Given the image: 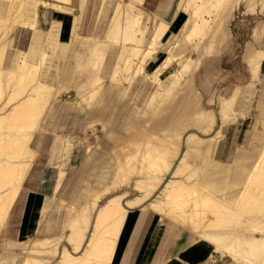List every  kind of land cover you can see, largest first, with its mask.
<instances>
[{
	"label": "bare ground",
	"instance_id": "bare-ground-1",
	"mask_svg": "<svg viewBox=\"0 0 264 264\" xmlns=\"http://www.w3.org/2000/svg\"><path fill=\"white\" fill-rule=\"evenodd\" d=\"M149 2L0 0V264H126L151 212L209 245L205 264H264V19L251 80L195 83L264 0Z\"/></svg>",
	"mask_w": 264,
	"mask_h": 264
},
{
	"label": "crops",
	"instance_id": "crops-1",
	"mask_svg": "<svg viewBox=\"0 0 264 264\" xmlns=\"http://www.w3.org/2000/svg\"><path fill=\"white\" fill-rule=\"evenodd\" d=\"M253 17L242 14L235 16L231 24L232 36L229 42L222 48L221 55L214 60V65L217 69L221 71L229 69L233 71L234 76L242 75L241 69L235 68L233 64L235 60L240 58L244 44L249 40L250 28H247L246 24L249 20L253 23ZM261 72L264 73V63ZM67 116L66 114V118ZM70 116L74 119V112H70L68 118ZM67 120H70V118L66 119V122ZM252 144L251 142L246 146L238 148L235 151L231 164H239L240 157L244 156L245 153L247 156H250L253 152L254 144ZM247 162L249 161L247 160ZM133 212H138V209L136 208L134 211H131L129 216ZM191 239V233L188 230L173 222L163 221L160 215L154 212L147 213L133 251H126V264H163L164 262V264H205V261L212 252L211 247L202 243L191 246ZM216 257L219 262L220 257Z\"/></svg>",
	"mask_w": 264,
	"mask_h": 264
},
{
	"label": "rangeland",
	"instance_id": "rangeland-1",
	"mask_svg": "<svg viewBox=\"0 0 264 264\" xmlns=\"http://www.w3.org/2000/svg\"><path fill=\"white\" fill-rule=\"evenodd\" d=\"M158 1L159 0H150V2L148 3L147 9L148 10H152L154 8L155 4ZM240 12H241V9L236 12L237 14H235V16H240L241 15ZM253 19L254 20H256V19H264V17L254 16ZM246 25H247V28L251 27L252 26L251 20L247 21V24ZM259 45H260V42H259ZM240 56H241V54H240ZM175 65L176 64L173 63L172 66L169 68V70H173L175 68ZM233 66L235 68H240L242 75L234 76L233 73H232L233 71H230L229 69L226 70V71H221L220 69H217L215 67L214 61L208 62L203 68H201V70L195 75V83H196L197 86H200L201 87V89H202L203 92H205L204 98H206V96L209 95L214 90V88L215 89L216 88H221L223 90L222 93H225L226 91L230 90L234 84H245L249 80H251L249 78L248 70L245 67V65H243L240 62V58H238L237 60L234 61ZM147 70L150 72L152 70V68L149 66ZM260 76L262 77V78H260L261 79V82L264 83V73L261 72V75ZM261 82L260 81H255V84H254V87H253V89L255 90L254 91L255 97L253 95L254 98H252L251 106L253 107V110L255 112H256V105H257V103L254 102V99L261 92L262 88H264V86H262V84L260 85ZM72 95H73V93H72ZM61 116H62V114H61ZM61 116L59 118H61ZM253 122H254V116H253V114H250V115L248 114L246 116V119L245 120H240L239 119L238 120V123H236L235 126L231 127L228 136L229 137H232L233 135H236L237 136V141L240 144H242L244 142V140H245V136H246L245 135V132H247V130H249L252 127ZM253 144H255V143L253 142ZM80 150H83V149H80ZM19 206H20V203L19 204L17 203V208ZM36 217H37V213L35 212V214H34V216L32 218V225L33 226L35 224ZM17 220L18 219H12L11 220V225H10L11 230H15V228H16V221ZM43 220L44 219L42 218V221ZM145 237L147 238L146 235H145ZM219 263H222V261H219Z\"/></svg>",
	"mask_w": 264,
	"mask_h": 264
}]
</instances>
